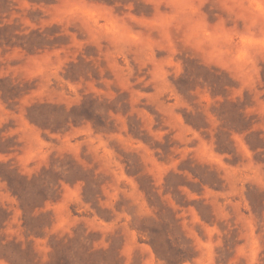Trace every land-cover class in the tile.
I'll list each match as a JSON object with an SVG mask.
<instances>
[{"label": "rangeland", "instance_id": "obj_1", "mask_svg": "<svg viewBox=\"0 0 264 264\" xmlns=\"http://www.w3.org/2000/svg\"><path fill=\"white\" fill-rule=\"evenodd\" d=\"M0 264H264V0H0Z\"/></svg>", "mask_w": 264, "mask_h": 264}, {"label": "trees", "instance_id": "obj_2", "mask_svg": "<svg viewBox=\"0 0 264 264\" xmlns=\"http://www.w3.org/2000/svg\"><path fill=\"white\" fill-rule=\"evenodd\" d=\"M151 244H152V243H151ZM152 248H153V250H154L156 256L159 258L160 255H159L158 250H157V248L155 247V245L152 244Z\"/></svg>", "mask_w": 264, "mask_h": 264}]
</instances>
